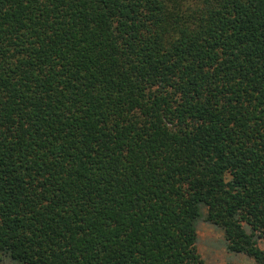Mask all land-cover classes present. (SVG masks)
<instances>
[{"label": "trees", "instance_id": "obj_1", "mask_svg": "<svg viewBox=\"0 0 264 264\" xmlns=\"http://www.w3.org/2000/svg\"><path fill=\"white\" fill-rule=\"evenodd\" d=\"M264 264V0H0V258Z\"/></svg>", "mask_w": 264, "mask_h": 264}, {"label": "rangeland", "instance_id": "obj_2", "mask_svg": "<svg viewBox=\"0 0 264 264\" xmlns=\"http://www.w3.org/2000/svg\"><path fill=\"white\" fill-rule=\"evenodd\" d=\"M258 246L264 248V238L258 240ZM197 249L204 264H255L253 259L245 254L229 252L223 231L204 221L198 223ZM0 264H11V261L1 257Z\"/></svg>", "mask_w": 264, "mask_h": 264}]
</instances>
